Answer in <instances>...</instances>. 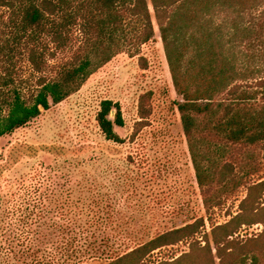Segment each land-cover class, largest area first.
I'll use <instances>...</instances> for the list:
<instances>
[{"label":"rangeland","instance_id":"374dc122","mask_svg":"<svg viewBox=\"0 0 264 264\" xmlns=\"http://www.w3.org/2000/svg\"><path fill=\"white\" fill-rule=\"evenodd\" d=\"M150 13V41H127L78 91L0 137V264H71L65 247L73 201L90 205V215L98 210L97 215L127 226L125 234L110 226L96 232L99 239L115 236L112 247L119 252L125 243L134 247L163 231L203 220L193 236L155 249L141 264H220L213 229L239 213L245 223L228 239L245 240L264 230V184L255 186L264 181V142L229 144L204 135L217 178L209 193L202 192L177 110L181 97L173 87L151 6ZM7 16L0 9V42L8 30ZM80 40L73 28L69 45L48 61V69L67 60ZM237 50L247 56L241 61L245 69L264 76V37L247 40ZM5 63L0 58V72ZM9 70L13 83L8 89L35 90L38 74L23 52L14 54ZM104 99L121 107L124 125L114 129L123 143L106 140L97 126ZM246 104L259 109L264 102L258 95ZM222 170L226 177L220 181ZM216 234L224 239V231ZM222 243L227 248V240ZM44 254L52 259L42 258ZM106 256H86L79 264H103Z\"/></svg>","mask_w":264,"mask_h":264},{"label":"trees","instance_id":"16d2710c","mask_svg":"<svg viewBox=\"0 0 264 264\" xmlns=\"http://www.w3.org/2000/svg\"><path fill=\"white\" fill-rule=\"evenodd\" d=\"M150 6L173 87L181 97L177 110L196 181L204 194L209 193L217 177L214 160L203 145L204 135L229 144L264 142V105L258 109L246 104L258 95L264 102V76L255 77L252 69H245L241 61L247 56L237 50L247 40L264 37V0H0V9L8 11V30L0 42V58L7 62L0 72V137L26 126L42 111L78 91L92 73L123 51L127 41L135 40L140 45L150 41L154 36ZM260 7L262 13L256 15ZM73 28L81 36L80 44L67 60L49 70L48 61L69 45ZM17 51L24 53L38 74L36 88L30 93L7 88L13 83L9 63ZM96 122L106 140L125 141L114 129L124 125L119 103L102 100ZM226 166L228 163L223 165ZM220 175V181L226 177L223 170ZM263 184L264 181L255 186ZM203 203L208 205V199ZM89 206L76 201L71 205L65 247L71 264L98 254L107 255L103 264H141L155 249L191 237L203 225L202 219H196L134 247L125 243L126 249L119 252L112 247L115 236L99 239L96 232L110 226L121 228L119 233L125 234L127 226L97 215L98 210L90 215L93 209ZM244 223L239 213L214 227L212 239L220 264H264V230L245 240L228 239ZM217 231L225 232L224 239H218ZM223 240H227V248L222 246ZM207 248L211 253L209 244ZM47 256L42 258L52 259Z\"/></svg>","mask_w":264,"mask_h":264}]
</instances>
